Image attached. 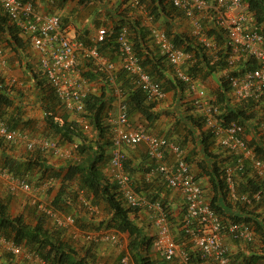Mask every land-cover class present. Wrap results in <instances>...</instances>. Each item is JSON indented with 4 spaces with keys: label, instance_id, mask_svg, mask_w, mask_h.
<instances>
[{
    "label": "built area",
    "instance_id": "obj_1",
    "mask_svg": "<svg viewBox=\"0 0 264 264\" xmlns=\"http://www.w3.org/2000/svg\"><path fill=\"white\" fill-rule=\"evenodd\" d=\"M128 1L133 8L146 12L142 0ZM168 1L188 19L192 35L210 52L212 63L218 61L221 46L215 37L209 34L208 22L213 21L222 30L226 37L225 46L230 50L226 56L227 66L223 73L229 80L232 95L237 100L254 99V102L264 105V34L262 27L255 20L254 13L250 12L249 4L244 0ZM0 7L8 16L9 23L16 26L39 52L40 68L47 77L60 106L69 113L79 115L77 119L83 130L91 128L86 119L85 100L93 92V85L78 68V59L79 57L92 59L101 71L112 76L115 63L99 50V44L109 35V28L100 27L95 40L86 43L71 35L60 14L40 11L33 0H0ZM148 17L152 20V16ZM151 34L161 55L171 65L174 76L186 85V95L192 101L195 110L203 117L205 129L214 134L216 143L224 155L228 154L235 159L234 164L227 162L224 168L229 198L247 205L263 202L264 188L244 192H239L237 188L235 176L245 169L247 161L251 163L250 176L264 182V159L255 156L253 147L248 143L245 126L236 120L226 122L220 117L219 105L214 98L207 96L198 79L189 72L195 61L192 52L176 45L163 28L152 26ZM129 35L128 26H122L116 34L117 52L122 69L127 72L131 84L144 91L147 100L153 102L164 99L166 92L143 66ZM250 58L256 67L248 68V65H245L244 62ZM7 67L5 49L0 45V68ZM53 119L60 124L64 123L60 115H54ZM107 121L112 126L109 174L117 182L128 206H139L151 214L156 229L154 247L164 259L171 261L179 257L184 263H189L190 255L175 240L162 203L139 193L131 173L126 169L128 157L125 149H134L142 143L146 145L150 160L147 181L158 176L168 187L184 195L187 205L183 217L184 226L200 258L207 264H241L233 261L230 249L223 241L224 233L228 232L236 241L251 243L257 239L256 229L254 225L245 221L232 222L227 227L224 226L222 218L211 207L192 164L187 160L186 149L173 138L155 134L141 124L133 125L122 91L118 93V111L109 113ZM260 130L264 135V114ZM0 139L11 145L22 143L32 152L38 150L58 159L77 158L73 149L78 148V143H71L68 147L50 137H31L26 131L12 128L1 120ZM54 182L52 177H48L45 185L50 186ZM0 183L7 185L12 195L20 193L31 195L35 191L28 175L14 176L1 164ZM80 201L89 210L98 212V207L90 205L81 191ZM32 203L38 205L39 210L57 227L68 230L76 238L83 237L84 241L109 242L117 247L120 253L125 252L121 260L123 264H135L121 232L105 229L82 232L76 226L74 215L66 214L53 205L39 203V199L36 198L32 199ZM0 251L34 258L38 264H50L1 232Z\"/></svg>",
    "mask_w": 264,
    "mask_h": 264
},
{
    "label": "trees",
    "instance_id": "obj_2",
    "mask_svg": "<svg viewBox=\"0 0 264 264\" xmlns=\"http://www.w3.org/2000/svg\"><path fill=\"white\" fill-rule=\"evenodd\" d=\"M142 1L144 2V0ZM244 1L249 4V10L250 12L254 13L255 20L257 24L262 27V33L264 34V0ZM149 2V5L146 4L145 7L147 15L152 16V20L150 21V26L147 30L142 29L140 33H137V35L134 36V33H132L135 29L134 24H132L131 21H124L123 19H120L119 21L115 22L112 28L108 27L109 35L105 41L99 44V50L107 57L109 56L107 54V51L109 49L113 50V53L115 54L118 51L116 34L122 26H128L130 31L129 38L133 43L135 52L141 57L143 66L148 70L153 79L160 83L163 90L167 92L166 87H164L163 83L155 77L157 74L156 72L161 71V67H164L163 62L167 61L165 57L161 55L159 47L156 45L152 37L151 27L158 26L160 28H163L161 27V25H158L156 23L157 21L155 20L161 12H168L167 8L169 6L179 13L182 11L174 7L168 0H149ZM208 23L210 24L208 25L209 34L211 36L213 35L221 46V49L219 50V59L214 63H212V55L210 54V52H208L204 48V46L197 40V38L192 35L191 28L188 32L176 31L174 25H168V27H165L163 29L176 45L184 47L186 51H190L194 54L195 61L190 67L189 72L198 79L200 85L206 90L207 96L209 98L214 97H212L208 92V89L205 86L204 78L211 74L220 75V90L218 91L217 96L214 98L221 110L220 117H223L224 121L226 122L236 120L243 124L245 126L246 132L252 134L250 140H248V143L251 147H253L255 156L257 158L264 159V135L260 130V125L262 123L264 114V105H261L260 108L257 109L256 107L259 105V103L254 102V99H240L238 100V102L235 101L237 99L232 95V88L229 84V80L223 73L224 69L227 66L226 56L230 51L229 48L225 46L226 37H224L222 30L213 21H210ZM137 25H139V23H137ZM6 29H9L14 33L20 32L16 26H13L9 23L8 16L0 7V33L5 31ZM14 37L15 41L17 42V35L15 34ZM150 43H153L152 45L156 46V52L154 51V49H151V47L149 46ZM0 45L2 44L0 43ZM109 59L113 61L112 57H110ZM244 63L245 65H248V68L256 67L255 62H253L251 58ZM168 65L172 69L171 65ZM78 68L81 69L82 74L85 78L88 79L91 84L92 80H94L93 83L96 84L95 80L99 79V77L100 79H103L105 81L111 77L109 73L101 71L99 67L95 63H93L92 59L86 57H79ZM201 70H204V73ZM123 72L129 80L127 72L124 69ZM41 75L42 78L38 79V82L34 83L33 87L34 93L36 94L39 92L41 95H39V98L41 97L40 105L44 109V112L47 113L46 118L48 119L47 123L50 129L56 135L50 138L59 140V142H61L60 139L70 141L79 139L80 145L78 146V156L76 159H74L73 162L68 164V167L65 170V174L55 173L54 175V172H52L50 165L47 163V155L40 151L36 152V155H30V158L25 160L4 155V157L1 158L0 161L1 165L7 168V170L14 176L25 177L26 175H28L30 182V176L38 167L42 171V177L48 176L52 177L54 180L59 181L62 185L59 192L53 199L52 204L54 207L62 210L64 213L74 215L76 226L82 232L88 231H85L79 227L77 215L66 212L67 210L66 208H64V206L68 203L66 196H69L72 192L74 196L78 198V200H80V191L83 192L86 200L89 201V204L98 207V212H93L90 210L91 214L99 213V204L103 202V209H105L107 215L109 216V219L105 220L104 222L107 224L113 223V226H115L117 230L129 234L127 246L130 252V256L135 264H153L151 255H149L148 251L154 245L156 234H148L145 230V227L140 226L136 222L133 215H138V213L142 209L139 206H128L125 203L121 191L119 190L117 182H115L113 179L111 182L103 172V167L110 157L108 150L111 148L112 126L108 123L107 117L109 115L108 110L111 106L110 98L112 99V96H109L107 91L102 88L100 92L93 91L86 98V119L91 128L94 129L97 133V137L88 139L84 134V130L82 129L81 123L80 121H78V119L71 120L68 116H65L63 124L54 121L53 117L58 113V111L56 112V106L59 109H64L60 106V103L53 89L50 87L48 79L42 72V70ZM2 79H0V115L4 114L5 111H3V109L12 106L13 100H15L12 97V92L15 90L14 86L7 85ZM171 81H174L175 85H177L186 95V85L184 83L180 82L179 79H177L175 76ZM24 94L25 93H22L21 96H23ZM115 97H117L118 99L117 94H115ZM162 100L153 102L149 101L147 100L146 94L142 89L132 86V88L129 90L128 96L125 97V104L127 105L129 114H131L132 111L137 110L144 114L148 121H152L156 117L152 110L155 107L156 103ZM232 101H235L236 103L232 104ZM190 102L192 105V109L196 112V116L194 115L192 119H190V121L192 122V124H194V126L198 127V129H201L202 134L200 143L201 150L203 152V158L201 162H198V166L199 168H201L202 172L209 176L208 185L210 190L213 192L212 198H209L210 205L222 218L225 227H227L232 222L239 221H245L254 225L256 232L262 235L261 243L263 244V250L262 253L250 255L249 258L245 259V262L252 264H264V201L261 203H255V205H247L242 204L238 201H233L229 198L224 169L226 164H223V161L226 159L228 160L229 164L232 165L234 164L235 159L233 156L231 157L228 154L225 155L224 159L220 157L223 153V150L221 151L220 147L217 145L214 134L205 129L203 117L198 111L195 110L191 100ZM49 113H51V115ZM12 119L14 120V118ZM11 127L17 128L16 125H13ZM177 142L186 149V147L182 143H180L179 141ZM212 146L216 147L218 151L221 152L216 154L213 150H211ZM189 154L190 153L187 152V160L190 162L189 159H191L192 154L191 156ZM250 164V161H247L245 169L239 171L235 176L238 182L237 188L239 192L255 191L259 188H264V182L262 180L260 181L258 179H255L254 176H250ZM125 166L127 167V162L125 163ZM53 176H56L57 178ZM197 179L202 183L198 175ZM74 180L77 181V191L72 190V187L70 186ZM202 185L207 195V187L203 183ZM136 190L139 193L148 195L149 197H153L154 200H156L158 197L154 194H148V192H146L147 187H140L137 185ZM8 194L9 196L6 195V201L0 200V232L4 236L12 238L17 243L24 245L31 252H35L36 255L48 261L50 264H93L89 257H91L92 259H96L98 253L95 251L96 249L92 248V246L99 245V243L103 242L86 241L92 243H88L91 245L87 247L86 254L81 255L79 250L76 249V247L72 246L69 240L64 239V235L69 233L71 237L77 240H83V237L76 238L68 230L62 229L57 226L55 230L51 231L47 227V219H49V217L43 213H41V215H38L35 224L27 222L24 214H19L16 216L11 215L9 213L8 204L13 195L9 192ZM160 202L162 203L165 210L167 220L169 221V223L171 222L170 224H172L171 227L175 225V227H177L179 230L178 235L176 236V232L172 230L175 240L180 244L188 243L187 246L192 247L191 244H189V242L191 243V240L190 236L186 232L183 218L181 223L177 224L178 221H175V216L172 215L171 207H169L168 204L164 201ZM86 208L88 209V207ZM186 209L187 205L185 200L183 214L186 213ZM87 220L85 217L81 216V221ZM99 229L102 228H96V230ZM257 242V239H255V241L247 243L248 249L251 246L256 245ZM124 254L125 252H122L118 256L114 264H123L121 260ZM189 255V263L200 264V262H202V259L200 258V255L196 250L191 249ZM23 258H25L26 260L34 259L25 256ZM15 259H17V257H15L13 254L0 251V263L13 264ZM164 261H166L167 263V260L164 259Z\"/></svg>",
    "mask_w": 264,
    "mask_h": 264
},
{
    "label": "crops",
    "instance_id": "obj_3",
    "mask_svg": "<svg viewBox=\"0 0 264 264\" xmlns=\"http://www.w3.org/2000/svg\"><path fill=\"white\" fill-rule=\"evenodd\" d=\"M33 1L42 12L60 14L63 24L68 27L71 35L77 36L79 39H82L88 43H92L95 40L100 27L107 26L112 28L115 22L119 21L120 19H123L124 21H131L132 24H134L135 29L132 32L134 33V36L137 35V33H140L142 29L147 30L150 26L151 21L146 12L133 8L129 4L128 0ZM144 3L145 5H149L150 2L149 0H144ZM167 11L168 12L160 13L159 9L160 15L155 20L157 21L156 23L158 25H161V27L163 28L168 27V25H174L176 31H189L187 25L188 19L183 15L182 12L179 13L176 10H173V8L170 6L167 8ZM137 23H139V25H137ZM15 34L18 38L17 42L15 41ZM0 43L5 49V55L8 63L7 68H0V79L3 78L2 80H4L7 85H12L10 83V80H16L17 76L20 75L24 79L23 86H28V77L32 75L31 77L33 80L35 77H37L35 75V72L37 70L41 72L39 63V52L34 49L30 40H28L25 35H23L21 32L14 33L9 29H6L5 31L0 33ZM152 44L153 43H150L149 46L156 52V46ZM107 54L109 55V58H113V61L115 63V69L113 71L112 76L106 81L100 79L99 77V79L95 80L96 84L93 83L94 80H92L91 82L93 85V91L100 92L102 88H104L107 91L108 95L112 96V99L110 98L112 108H109L108 113H116L118 111V99L117 97H115V94H118L120 91H122L124 92L125 97H127L129 94V90L132 88L133 85L127 79L125 73L123 72L121 61L117 52L114 54L113 50L109 49L107 51ZM163 65L164 67H161V71L156 72L157 74L155 77L163 83L164 87H166L167 92L166 97L162 101L156 103L155 107L152 110V112L156 115L155 119L152 121H148L144 114H142L140 111L134 110L130 114V120L133 125H144L155 134L169 136L182 143L186 147L187 152L190 153L189 155L191 156L192 154L191 159L189 160L192 163L194 172L200 177L202 183L207 187L206 191L208 193L206 196L208 198H212L213 192L210 190L208 185L209 176L202 172L201 168H199L198 166V162H201L203 158V152L201 150L200 143L202 139V134L201 129H198V127L194 126V124H192V122L190 121V119H192L194 115L196 116V112L192 109V105L189 98H187L184 92H182L181 89L177 85H175L174 81H171L174 79V75L168 63L163 62ZM201 71L204 73V70ZM219 77V74H211L204 78L205 86L208 89V92L214 98L217 96V93L220 90L221 86V81ZM32 90H34V87H32ZM39 95V92L36 94L33 93V100H28L26 94L21 96L17 95V93L13 91L12 97L16 99L14 108L22 107L23 109H29L34 105L40 106L41 97L39 98ZM235 101L238 102V100ZM233 103L234 102L232 101V104ZM260 106L261 105H258L256 108L259 109ZM58 110L59 108L56 106V112ZM63 112L67 113V111L65 110H63ZM57 115L60 114L57 113ZM60 116L63 117L62 115ZM23 117L24 120L30 121L32 117V110L29 113L27 112ZM64 118L65 116L63 117V119ZM69 119L74 120L75 118L70 116ZM35 120L32 119L30 123H34ZM251 136L252 135H250V137ZM125 150L128 157L126 161V169L131 173L135 184L140 187H147L146 192H148V194L157 195L158 197L156 200L160 199V201L166 202L168 206L171 207L172 215L175 216V221H178L177 224L181 223L182 218L184 216L183 209L185 207V197L181 192L168 187L164 181L159 179L158 176H154L153 179L147 181L146 174L149 170L150 160L148 157L146 145L142 143L134 149L126 148ZM211 150H213L216 154L222 151H218V149L213 146L211 147ZM108 152L110 154V149L108 150ZM4 155L12 156L10 153H8V151H4L0 147V161L1 158L4 157ZM12 157L18 158L16 155ZM220 157L224 159L225 155L222 153ZM227 162L228 160L225 159L223 161V164H226ZM47 163L50 165L52 172H57L55 171L56 169L54 168L51 162L47 161ZM65 170L66 169H62L61 173L63 172L62 174H65ZM103 172L106 177L112 182V178L109 174V160L103 167ZM46 180L47 178L45 179L44 183L46 182ZM34 181L37 184L39 182L38 177H36ZM58 184L62 185L60 182ZM72 184H77V181L74 180L70 185L71 187ZM60 188L61 187H58L55 190V196L59 192ZM10 201L13 202L12 199ZM10 201L8 204L9 207ZM19 214H24L23 209H21L20 213L16 215ZM16 215L13 214V216ZM24 217H26V215H24ZM133 217L140 226L145 227V230L148 234H156L153 219L148 210L142 209L138 213V215H133ZM35 223L36 221L32 224ZM173 227H175V225L171 228L176 232V236L178 235L179 230L177 227ZM261 237L262 235L260 233H257L258 242L256 243V245L251 246L249 249L247 247V243L234 240L230 236V234H228V232L224 233L223 241L229 247L233 261L242 264L245 262L246 258H249L250 255L262 253L263 244L261 243ZM189 244H191L192 247L187 246L188 243H182L180 245L184 247V249H186L190 254L191 249L195 250L196 247L194 246L192 241L191 243L189 242ZM156 252L150 253L153 264H191L184 263L179 257H175L173 260L167 261L166 263V261H164L163 255L158 250ZM14 256L17 257V259H15L16 261L14 260L13 264H38L36 259L26 260L25 258H23L25 255ZM107 259L109 260L107 261ZM103 262H107L106 264H113L115 261L109 255V258L104 259ZM200 264H207V262L202 260Z\"/></svg>",
    "mask_w": 264,
    "mask_h": 264
},
{
    "label": "rangeland",
    "instance_id": "obj_4",
    "mask_svg": "<svg viewBox=\"0 0 264 264\" xmlns=\"http://www.w3.org/2000/svg\"><path fill=\"white\" fill-rule=\"evenodd\" d=\"M187 25L188 28L190 29V25L189 22L187 21ZM9 71V70H8ZM35 75L37 77H35L32 80V75L30 77H28L27 81L28 86H23V78L19 75L17 76V79L13 82L12 80H10V83L14 86L15 88V92L17 93V95H21L22 93H25L26 96L28 97V100H33L32 96L34 93V90H32L33 84L38 82V79L42 78L41 72L39 70H37L35 72ZM22 82V84H21ZM32 84V85H31ZM31 85V86H30ZM118 95V94H117ZM31 97V98H30ZM16 102V99L13 100V105L10 107H7L5 109H3V111H5L4 114L0 115V120L5 122L7 125H9L10 127L13 125H16V127L18 129H22L24 131H26L29 135H31V137H39V136H44V137H53L56 136L54 134V132L50 129L48 123H47V118H46V113L44 112V109L42 108V106L40 105H34L32 107L28 108H14V104ZM235 103V101H233ZM112 108V105L110 106ZM32 110V117L31 120H24V115L28 112H30ZM58 114L60 115H64V116H72L75 119H77V117L79 115L74 114V113H65L63 112L62 109L58 110ZM30 115V114H29ZM14 118V120L12 119ZM35 120L34 123H30L31 121ZM84 134L87 136L88 139L97 137V133L94 129L89 128L88 130H84L83 131ZM250 135H252L249 132H246V137L247 140H250ZM58 139V138H57ZM61 143L63 145L66 146H71V143H79L80 145V141L79 139H75L74 141H70V140H61ZM0 147L2 150L4 151H8V153H10L12 156H17L19 159H28L30 158V155L35 154L36 152H39L38 150L35 151H30L26 148V146L24 144H9L4 142L3 140L0 139ZM74 150V154L76 155V157L78 156V150L79 148L73 149ZM47 161L51 162L52 165L54 166V168L56 169L55 173H61L60 170L62 169H66L68 167V164L73 162L74 159H58L55 157H52L51 155H47L46 157ZM1 164V163H0ZM54 173V175H55ZM63 173V172H62ZM42 171L39 170L38 168L34 171V173L30 176V180L32 182V184L34 185L35 191L31 194H24V193H20L18 195H13L11 197L12 201H10V207H9V212L10 214H18L20 213L21 209H23L24 211V215H26L25 219L27 222L29 223H34L37 220L38 215H41V211L39 210L38 205L33 204L32 203V199L36 198L39 199V203H43L44 205H53L52 201L53 198L55 197V190L58 187H61V185H59L58 181L55 180L56 182H54L52 185L50 186H46L44 181L46 178H48V176H43L42 177ZM38 177V183L36 184V182L34 181V179ZM55 178H57L56 176H53ZM42 180V181H41ZM58 182V183H57ZM40 185V186H38ZM38 187V189H37ZM72 190L77 191V184H72ZM9 190L7 189L6 185L4 183H0V200L6 201V195L9 196L8 194ZM73 196V198H72ZM67 197V201L68 203L64 206V208H66V212L68 213H73L75 215H77L78 218V225L81 229L85 230V231H94L96 230V228H102L105 230H117V228L115 226H113V223L111 224H107L104 221L109 219V216L107 215V212L105 211V209H103V202L100 203L99 207H100V212L96 213V214H91L90 210H88L85 205L78 200V198H76L74 196V194L71 192L69 196ZM72 198V199H71ZM71 199V200H70ZM24 201V202H23ZM24 204V205H23ZM23 207V208H22ZM44 214V213H43ZM81 216L85 217L87 221H81ZM47 227L53 231L56 228V225L49 219H47ZM102 225V226H101ZM108 225V226H107ZM121 232V235H123V240L128 243L129 240V234L126 232ZM64 239L65 240H69V242L71 243L72 246L76 247V249L79 250V252L81 253V255H85L87 252V247H89L88 243H92V242H86L84 240H77L74 239L73 237H71V235L69 233L64 235ZM92 248L96 249L95 251L98 253V257L96 256V259H92L91 257H89V259L91 260V262H93V264H106L105 262H103L104 259L109 258V255L112 257V259L116 262V259L118 258V256L121 254L119 252V250L117 249V247L113 246L111 243H99V245H93ZM157 250L152 247L148 253L150 255V253L156 252ZM157 253V252H156ZM147 254V251H146ZM159 254V253H158ZM109 259H107L108 261ZM114 262V263H115ZM113 263V264H114Z\"/></svg>",
    "mask_w": 264,
    "mask_h": 264
},
{
    "label": "clouds",
    "instance_id": "obj_5",
    "mask_svg": "<svg viewBox=\"0 0 264 264\" xmlns=\"http://www.w3.org/2000/svg\"><path fill=\"white\" fill-rule=\"evenodd\" d=\"M205 195H206V193H205ZM153 199V198H152ZM154 200V199H153Z\"/></svg>",
    "mask_w": 264,
    "mask_h": 264
}]
</instances>
